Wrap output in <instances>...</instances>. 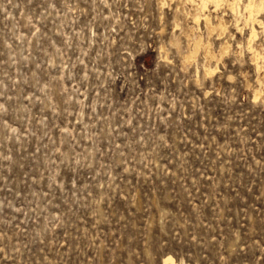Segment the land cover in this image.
<instances>
[{"label": "rangeland", "instance_id": "1", "mask_svg": "<svg viewBox=\"0 0 264 264\" xmlns=\"http://www.w3.org/2000/svg\"><path fill=\"white\" fill-rule=\"evenodd\" d=\"M246 1L0 0V264H264Z\"/></svg>", "mask_w": 264, "mask_h": 264}, {"label": "bare ground", "instance_id": "2", "mask_svg": "<svg viewBox=\"0 0 264 264\" xmlns=\"http://www.w3.org/2000/svg\"><path fill=\"white\" fill-rule=\"evenodd\" d=\"M201 1V0H200ZM224 1H226V0H202V6H203V8L202 9H204V8H206V7H208V3L209 2H212V3H215L216 4V6H217V8H218V5H220L222 2H224ZM228 1V0H227ZM243 1V0H242ZM241 2V0H232V6H236V4H239ZM231 3V2H230ZM199 4H200V2H199ZM226 4V3H225ZM245 5V8L243 9L244 11H245V9H246V11H248V15H247V20L249 21V22H251V24H249V25H251V31H250V38L248 39L249 40V42H252V40L254 39V37H256L257 36V34L260 32V31H258V29H257V25L255 26V24L256 23H258L259 25H260V27H262L263 28V30H264V20L263 19H261V18H259V14H260V12L261 11H263L264 10V0H247L246 1V3H244ZM201 5V4H200ZM195 6V5H194ZM199 6V5H198ZM228 6V5H227ZM239 6V5H238ZM228 7H230V6H228ZM237 7V6H236ZM217 8H215V9H217ZM239 7H237V9H238ZM208 9V8H207ZM229 9V8H228ZM236 8H235V12H236V10H237ZM241 9V8H240ZM231 10V9H230ZM238 11V10H237ZM199 12V11H198ZM197 12V13H198ZM193 13V12H192ZM201 13V12H200ZM200 13H198V14H194V20H195V22L194 23H200V20H201V18H203V19H205V22H206V26H207V28H208V30L210 31V30H214L215 28H219L222 32H224L225 31V29L227 28V26H226V24H225V22L221 19V17H220V21H218V23H216V24H214L213 23V20H211V16H210V14H205V16L204 17H202V14H200ZM233 13V12H232ZM240 13V15L239 14H237V15H239V17L241 16V12H239ZM245 13V12H244ZM193 15V14H192ZM236 15V16H237ZM217 16V15H216ZM245 16V15H244ZM215 17V16H214ZM243 17V16H242ZM218 18V17H217ZM216 18V19H217ZM245 17L243 18L244 20L246 19ZM241 19V18H240ZM240 19H238V20H240ZM193 20V21H194ZM246 20V22H248ZM193 30V29H192ZM262 30V32H264ZM195 32V31H194ZM194 40V42H193V45H192V48H191V50H190V53L186 56L187 58H190V57H194L195 56V53L200 49V47L202 46V44H203V39L200 37V36H198V37H196L195 39H193ZM253 42H254V40H253ZM251 44V43H250ZM249 45V44H248ZM250 46V45H249ZM253 47H254V45H253ZM224 48H225V50H223V51H228V46H224ZM252 48V47H251ZM253 49V48H252ZM251 49V50H252ZM261 49H262V47H261ZM207 50V54L208 55H211L212 56V51H210L209 49H206ZM254 51V59H256L257 61L258 60H260L261 58L262 59H264V55H261L260 54V52H258L256 49L255 50H253ZM252 51V52H253ZM263 51V50H262ZM251 52V51H250ZM225 53H227V52H225ZM224 53V54H225ZM197 54V53H196ZM224 54H223V56H224ZM214 55H215V53H214ZM195 58V57H194ZM210 59V58H209ZM221 59V58H220ZM253 59V58H252ZM263 61V60H262ZM261 60H260V64H261V62H262ZM206 64V63H205ZM255 64V63H254ZM257 64V63H256ZM264 64V63H263ZM207 66H210V65H207ZM260 66H262V65H260ZM259 67V64H258V66H257V68ZM211 68V67H210ZM210 68H205V70H206V73H212L213 72V70L212 69H210ZM262 77V76H261ZM263 78V77H262ZM261 78V79H262ZM260 81H262V80H260ZM259 81V82H260ZM262 84V83H261ZM260 92H258L257 94H259ZM256 97V96H255ZM165 262L167 263H171V264H181V263H177L174 259H173V257L172 256H167L166 258H165Z\"/></svg>", "mask_w": 264, "mask_h": 264}]
</instances>
